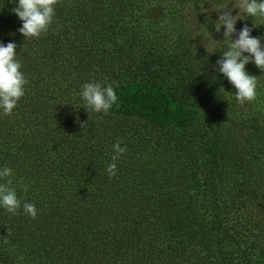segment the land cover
Returning <instances> with one entry per match:
<instances>
[{
    "label": "trees",
    "instance_id": "obj_1",
    "mask_svg": "<svg viewBox=\"0 0 264 264\" xmlns=\"http://www.w3.org/2000/svg\"><path fill=\"white\" fill-rule=\"evenodd\" d=\"M206 3L58 0L48 31L25 39L18 0H0V42L17 44L28 81L0 111V168L21 201L0 206V264H264V72L246 65L257 98L238 103ZM90 82L113 84L107 115L83 107Z\"/></svg>",
    "mask_w": 264,
    "mask_h": 264
},
{
    "label": "clouds",
    "instance_id": "obj_2",
    "mask_svg": "<svg viewBox=\"0 0 264 264\" xmlns=\"http://www.w3.org/2000/svg\"><path fill=\"white\" fill-rule=\"evenodd\" d=\"M16 0H13L15 3ZM58 0H18V6L12 11L17 14L23 22L22 27L18 29L27 38H39L46 33L53 22L55 15V5ZM239 9L236 15L233 10ZM219 12V19L215 25V31L220 32L221 26H224V39L229 41L228 50L222 51V56L216 61V70L222 73L228 81L234 85L235 97L238 103L252 102L257 98V76L250 74L246 70L249 62L254 64L264 72V37H253L251 32L253 27H257L255 20L264 19V0H236L235 5L229 11L216 10ZM253 17V27L247 24L238 32V38H233L237 33V20ZM17 44L7 43L5 46L0 42V111L4 115H11L16 108L19 100L25 95V85L27 79L21 71V63L15 59ZM207 49V48H206ZM247 53V55H245ZM115 83V82H114ZM118 87V83L116 84ZM84 104L83 107L89 113L91 112L105 115L118 101V96L114 90L113 84L106 87L100 83H86L82 86L80 93ZM84 129L89 121H78ZM122 141H117L113 147L112 163L107 166L106 172L109 177H115L117 174L118 161L126 152V146L121 147ZM12 169L8 167L0 168V206L7 212L15 215L21 208V201L17 197L16 190L11 187ZM28 185L24 186L27 192ZM23 212L32 218L37 216V208L32 203L23 204Z\"/></svg>",
    "mask_w": 264,
    "mask_h": 264
},
{
    "label": "rangeland",
    "instance_id": "obj_3",
    "mask_svg": "<svg viewBox=\"0 0 264 264\" xmlns=\"http://www.w3.org/2000/svg\"><path fill=\"white\" fill-rule=\"evenodd\" d=\"M229 4L226 8V10L224 11H229L233 8V6L236 3V0H228ZM206 4H204L202 6V10L208 15L209 19L212 21H215V23H217V20L219 19V12L216 11L217 9H219V5L218 2L219 0H206ZM221 12H223L222 8H220ZM188 12L189 17L191 18V22L193 25V28L195 30V34L197 35V37L199 38V41L208 49H212L215 48L217 49V45L215 43V40L212 39V37L205 31L204 28H202L201 26L198 25V18L196 17L195 13L193 12V10L188 7L185 9ZM239 12V9H234L233 10V15H236ZM247 18V17H245ZM255 23L257 24V27H253L254 24V18L253 17H248L246 20L245 19H240L237 20L236 23V29H237V33L234 34L233 38H238V32L244 27L245 24H247L249 27H253V31L251 32V35L253 37H264V19L261 18H257L255 20ZM221 32H218L217 34H220V36H222L224 38V26H221ZM229 42V41H228ZM262 44H264V40H262ZM126 124H140L138 121L135 122H128ZM135 126V125H133ZM163 135H167L164 134L162 132H159L157 130H152L151 131V136L157 138V137H162L164 138Z\"/></svg>",
    "mask_w": 264,
    "mask_h": 264
}]
</instances>
